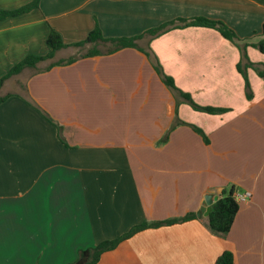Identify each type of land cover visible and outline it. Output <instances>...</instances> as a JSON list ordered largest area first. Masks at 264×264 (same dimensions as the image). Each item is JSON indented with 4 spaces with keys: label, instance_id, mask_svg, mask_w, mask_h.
I'll return each mask as SVG.
<instances>
[{
    "label": "crops",
    "instance_id": "obj_1",
    "mask_svg": "<svg viewBox=\"0 0 264 264\" xmlns=\"http://www.w3.org/2000/svg\"><path fill=\"white\" fill-rule=\"evenodd\" d=\"M29 1L0 0V10ZM195 16L251 38L264 22V0H40L0 19V77L26 55L47 53L50 28L73 43L95 22L104 37H130ZM138 44L197 104L227 110L177 103L135 47L31 73L22 92L7 91L14 78L5 80L0 94L12 95L0 103V264H68L80 249L142 223L95 264H214L223 251L232 264H264V78L247 69V99L240 51L213 28L171 29ZM246 53L264 68L263 53ZM64 54L72 47L55 57ZM175 115L185 124L170 129ZM231 187L251 195L219 236L196 212L206 193Z\"/></svg>",
    "mask_w": 264,
    "mask_h": 264
},
{
    "label": "trees",
    "instance_id": "obj_2",
    "mask_svg": "<svg viewBox=\"0 0 264 264\" xmlns=\"http://www.w3.org/2000/svg\"><path fill=\"white\" fill-rule=\"evenodd\" d=\"M40 0H30L29 2L17 7L15 9H6L0 10V19H4L6 17L17 16L26 12L31 11L39 6ZM187 26H204L208 28H213L217 30L224 38L231 41L234 45H236L240 51V59L236 64V68L238 72L244 78V88H245V96L247 99H250L252 96L250 84L247 77V69L252 68L256 71V73L264 78V68L259 63L251 62L247 56L246 49L248 46H252L257 48L261 53L264 54V22L260 28L259 34L252 36L251 38H240L236 35L234 30L228 26L225 22L221 20L210 19L204 16H195L191 18H183L177 17L170 20H167L158 26L151 27L141 34L130 36V37H104L99 25L95 22L94 27L89 31L87 36L77 42L73 43H65L63 42L61 35L54 28H50V31L46 37V44L49 47V51L45 54H29L22 58L19 62L12 65L8 71L0 77V89L2 88L5 80L10 77L16 76L20 74L23 70L29 69L33 70L32 73H37L40 71L47 70L54 65H62L68 64L75 61L77 58L87 57L98 54H108L112 53L118 49L124 47H135L142 51L147 58L149 59L153 69L156 71L162 82L169 88L171 93L176 98V102H183L188 104L193 110L206 112L209 114H218L223 111H226L227 108L214 107L208 105H200L197 104L191 96L180 90L174 84L172 77L165 74L160 66L158 60L152 54L149 48H143L138 44L139 40H146L149 42L153 37H156L162 33H165L171 29L184 28ZM66 47L75 48L76 51L84 50L82 53H78L71 57L65 59H56L54 60L55 54L58 50L64 49ZM49 61L44 67L40 68L39 64ZM12 95L7 92L5 94H0V103H2L7 97ZM44 116L51 122L52 119L44 113ZM178 124H185L184 121L180 120L177 115L174 116L173 123L170 129L174 128ZM190 126L198 132L207 142V137L202 132V130L190 124ZM57 134L59 139L64 143L63 138L60 135L61 126L56 125ZM167 138V134H165L164 139ZM235 189L233 187L229 189H223L219 196L213 200L211 204V210L206 217V226L207 228L216 235L225 236L230 230L235 216L239 209V202L234 198ZM194 213H190L179 219H170L162 222H155L152 225H161L164 223H173L181 220H186L194 217ZM147 226L146 223H142L133 227L126 234L112 239V240H104L98 243L93 247H88L85 249H80L78 251L76 259L68 264H95L100 255L109 249H112L116 244L132 232L141 229ZM233 256L230 251H223L214 264H232Z\"/></svg>",
    "mask_w": 264,
    "mask_h": 264
},
{
    "label": "rangeland",
    "instance_id": "obj_3",
    "mask_svg": "<svg viewBox=\"0 0 264 264\" xmlns=\"http://www.w3.org/2000/svg\"><path fill=\"white\" fill-rule=\"evenodd\" d=\"M143 42H144V40H143ZM72 51H73V54H71V55L64 54V55L56 56V57H54V60H56V59H65V58L71 57V56L76 55L78 53L84 52L85 49L84 50H78V51H76L75 48L74 49L72 48ZM48 62L49 61L40 63L39 64V67L40 68L44 67ZM32 71L33 70H29L28 69L25 74L23 73V75H20L19 77L13 76L14 79H13V81L11 79V82H12V83H10L11 85H9L8 87H6L7 88V91H21L22 92L23 91V89H22L23 82L25 81L26 76L29 75V74H31Z\"/></svg>",
    "mask_w": 264,
    "mask_h": 264
},
{
    "label": "water",
    "instance_id": "obj_4",
    "mask_svg": "<svg viewBox=\"0 0 264 264\" xmlns=\"http://www.w3.org/2000/svg\"><path fill=\"white\" fill-rule=\"evenodd\" d=\"M218 196H214L213 193H206L205 196H204V200H205V204H206V207H205V210L204 211H197L196 212V215L197 217H201L202 215L204 216H207L211 210V204L213 202L214 199H216Z\"/></svg>",
    "mask_w": 264,
    "mask_h": 264
},
{
    "label": "built area",
    "instance_id": "obj_5",
    "mask_svg": "<svg viewBox=\"0 0 264 264\" xmlns=\"http://www.w3.org/2000/svg\"><path fill=\"white\" fill-rule=\"evenodd\" d=\"M250 195H251L250 192H244V193L234 192V198L236 199L237 202H244L248 200Z\"/></svg>",
    "mask_w": 264,
    "mask_h": 264
}]
</instances>
